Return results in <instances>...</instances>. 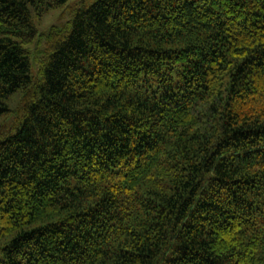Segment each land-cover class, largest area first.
<instances>
[{"label":"trees","instance_id":"obj_1","mask_svg":"<svg viewBox=\"0 0 264 264\" xmlns=\"http://www.w3.org/2000/svg\"><path fill=\"white\" fill-rule=\"evenodd\" d=\"M69 1L0 0V264H264V0Z\"/></svg>","mask_w":264,"mask_h":264},{"label":"rangeland","instance_id":"obj_2","mask_svg":"<svg viewBox=\"0 0 264 264\" xmlns=\"http://www.w3.org/2000/svg\"><path fill=\"white\" fill-rule=\"evenodd\" d=\"M78 0H70L63 7L52 8L48 12H46L39 24H38V37L37 40L42 38V34H45L51 25H59L62 22L67 21L70 18L69 10L65 14L62 15V12L66 11V8L69 6H73L76 4ZM94 0H89V2H93ZM35 68H33L32 72L35 73ZM3 120V117H0V122Z\"/></svg>","mask_w":264,"mask_h":264}]
</instances>
